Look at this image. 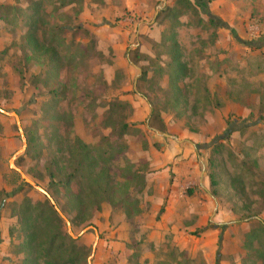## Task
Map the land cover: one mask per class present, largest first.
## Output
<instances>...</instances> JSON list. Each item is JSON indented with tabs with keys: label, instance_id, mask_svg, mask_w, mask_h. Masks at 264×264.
<instances>
[{
	"label": "rangeland",
	"instance_id": "obj_1",
	"mask_svg": "<svg viewBox=\"0 0 264 264\" xmlns=\"http://www.w3.org/2000/svg\"><path fill=\"white\" fill-rule=\"evenodd\" d=\"M24 2L26 15L19 7ZM16 3L14 39L0 55V109L7 113H0V264H42L32 247L22 245L31 231L38 242L45 233H60L80 264H263L264 0ZM33 9L38 36L61 59L56 72L22 49ZM174 42L185 67L182 78L170 64ZM57 83L65 90L54 98L50 91ZM11 113H17L23 136ZM162 127L164 133L155 131ZM173 142L190 143L197 170L196 185L184 190L191 216H172L178 227L190 223L175 236L176 242L182 237L184 251L150 243L151 231L140 228L174 221H162L164 207L154 217L139 209L152 192L146 191V175L159 171L162 150ZM74 143L91 147L94 173L106 170L112 189L86 202L85 224L76 218L74 197L86 201L92 195L94 176L79 172L67 188L49 178L58 169L75 171L81 155L70 158ZM202 173L216 205L210 213L202 209ZM37 188L54 201L69 230L58 214L60 224L51 227L40 218L50 217L52 207ZM125 193L128 206L120 204ZM136 209L137 215L126 217ZM216 210L218 222L212 219Z\"/></svg>",
	"mask_w": 264,
	"mask_h": 264
},
{
	"label": "trees",
	"instance_id": "obj_2",
	"mask_svg": "<svg viewBox=\"0 0 264 264\" xmlns=\"http://www.w3.org/2000/svg\"><path fill=\"white\" fill-rule=\"evenodd\" d=\"M64 7L66 6H73L75 3L74 2H63ZM0 9L9 11L12 13V15L15 16V14H18V11L16 10V7L14 8H6V7H1ZM35 9V8H34ZM32 10L31 15H29L28 18V24H29V30L26 31L22 35L21 41H23L22 49L26 50L29 52L30 56L29 59L35 60L38 63L41 62H47V64L50 67V71L56 72L61 69L62 65L60 62L59 55L56 51V49L46 43L44 38L38 36L37 32L39 31L40 27L39 26V21L37 20L38 16V10ZM5 13L4 11H2ZM28 12V10H27ZM20 15V14H19ZM18 15V16H19ZM26 15V14H25ZM21 16V15H20ZM30 22V23H29ZM54 25H52L53 27ZM56 30H59L60 32L65 31L64 27H53ZM170 64L172 65V68L174 67L173 73L175 76L182 78L183 73H185V67L184 65L180 62V53L177 50V44L174 42L173 45L170 47ZM57 88L60 90L58 91L57 88L53 89L51 94L53 95L54 98H57L63 90H65V85H60L56 84ZM156 119L160 120L161 119L159 116L155 117ZM153 119V114L150 115L149 120L147 121L148 123V128L151 127L150 121ZM126 126L123 127V131L126 130ZM152 128V127H151ZM155 130V129H153ZM164 127L162 129H156L155 131L157 132H162L164 133ZM124 135V133H123ZM74 152L72 155L70 154V158L75 159L79 158L81 155V158L77 162V168L75 171H73L70 174H65L61 172L60 169H58L57 174L50 173L49 178H50V183H55L56 186L63 185L64 188H67L70 186L73 180L76 178V174L79 172H82V175L87 172V176L90 175L94 176L90 177L92 179L93 184L96 186V190H92V195L88 197V199L85 201L84 199H81L80 197L75 196V207L74 209L76 210V218L80 224H85L86 222L89 221V217L87 216L88 213V206L86 205V202H94L98 197H103L104 194H108L109 191H111V187L109 185L110 179L107 177L105 173L106 170L103 168L100 169L97 173H94L96 168H97V163L96 160H92L91 156H89L91 147H88L84 145L83 143H74L73 144ZM221 146L217 147L214 149L215 152L219 151V148ZM84 160H83V158ZM256 162L254 161V164ZM244 163H242L243 165ZM256 165V164H255ZM79 169V171H78ZM86 171V172H85ZM62 177V178H61ZM55 178H59L57 182H55ZM61 178V179H60ZM210 179V185L211 186H216L215 182L213 179ZM240 179V178H239ZM241 183L242 189L241 192H244V181L243 179L239 180V184ZM120 200L121 205H127L129 202L127 197V194L125 193ZM128 206V205H127ZM52 207V206H51ZM57 207V206H56ZM53 209V210H52ZM49 210L51 213V216L46 218V217H40L42 220H44L45 223H47L48 227H51L53 225V222H57L60 224L59 216L57 217V213L55 212L54 208ZM99 208L97 207L96 210ZM140 211L138 209L134 210L132 212L127 211L126 217L131 218L132 216H135L139 213ZM56 213V214H55ZM133 214V215H132ZM249 219L256 218V216H249ZM29 218H24L23 222L26 224L28 222ZM261 229H264V224L260 223ZM27 229V228H26ZM37 233L35 231H31L29 234L26 235L24 238V242L22 243L23 247L28 250L29 248L32 247V250L38 253L37 259L42 262V264H80L78 257L72 253L70 249L67 248V245L64 243V238L61 236L60 233H55V235L51 236L48 233H45V236L43 237V240L38 242V238L36 237ZM58 239L60 243H58ZM29 253V251H27ZM264 262V261H263ZM262 262V263H263ZM264 264V263H263Z\"/></svg>",
	"mask_w": 264,
	"mask_h": 264
},
{
	"label": "crops",
	"instance_id": "obj_3",
	"mask_svg": "<svg viewBox=\"0 0 264 264\" xmlns=\"http://www.w3.org/2000/svg\"><path fill=\"white\" fill-rule=\"evenodd\" d=\"M16 1H19V3L22 2V0H0V8L17 7L19 5H17ZM22 5V7H19L26 14L27 5L25 2ZM14 17L12 13L5 14L2 12V9H0V55L5 49H8L13 42L14 38L12 37L15 29L11 21H14ZM189 145L190 143L186 142H173L170 145H166L162 150L164 156L161 157L159 171L154 174L146 175V191L150 189L152 192L151 194H144V201L139 206L140 211H142L145 216L149 213L150 217H154V213L159 211L162 207H164L162 221L167 220V218L170 221L174 220L172 219L173 215L178 218L180 217L178 215L182 214L188 217L191 216L192 206L190 205V201L186 198L184 190L189 185H196L194 180L197 170H195L196 165L194 163V157L190 155V150L187 148ZM147 162L149 163V168H152L153 162H149L148 160ZM198 178L197 184L207 198L206 202H204L205 207H202V209H206V211L210 213L216 209V205L209 200L210 196L207 194L208 180L203 173L198 175ZM220 214L219 210H216L215 213L213 212V221L218 222ZM137 219L139 220L140 216L136 218V220ZM165 223L163 227L160 226V224L156 226V224L152 222L149 223L148 226L139 224L142 225L140 228L151 231L149 236L150 243L153 241L156 243H168L172 247H178L180 251H184L185 248L182 246V243H184L183 240H181L182 237L176 242L175 236L177 233L180 235L185 234L190 223L187 224L184 222L180 227L176 225L175 220L170 223ZM119 239L124 246L128 243L127 237H125L124 234H122V237Z\"/></svg>",
	"mask_w": 264,
	"mask_h": 264
},
{
	"label": "water",
	"instance_id": "obj_4",
	"mask_svg": "<svg viewBox=\"0 0 264 264\" xmlns=\"http://www.w3.org/2000/svg\"><path fill=\"white\" fill-rule=\"evenodd\" d=\"M0 113L4 114V115H7V113L3 110L0 109ZM11 116L15 119V123H16V126H17V129L19 131V133L21 134V136H23L22 134V129H21V126H20V122H19V119H18V115L17 113H11ZM17 171V170H16ZM21 177L23 178V180L25 182H27L29 185L33 186L32 183H30L28 180H26L23 176V174L20 172V171H17ZM38 191H40L50 202V205L54 208L55 212L59 215V217H61L67 224V229L69 230L70 229V225L68 223V221L66 220V218L62 215V213L59 211V209L55 206V203L54 201L48 196V194H46V192H44L43 190L37 188Z\"/></svg>",
	"mask_w": 264,
	"mask_h": 264
}]
</instances>
